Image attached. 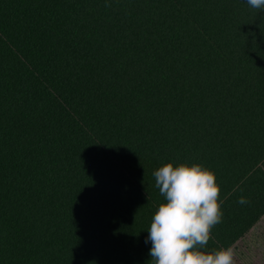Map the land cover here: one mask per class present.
<instances>
[{"label": "trees", "instance_id": "trees-1", "mask_svg": "<svg viewBox=\"0 0 264 264\" xmlns=\"http://www.w3.org/2000/svg\"><path fill=\"white\" fill-rule=\"evenodd\" d=\"M169 163L220 189L200 251L264 223V8L0 0V264H152Z\"/></svg>", "mask_w": 264, "mask_h": 264}, {"label": "clouds", "instance_id": "clouds-1", "mask_svg": "<svg viewBox=\"0 0 264 264\" xmlns=\"http://www.w3.org/2000/svg\"><path fill=\"white\" fill-rule=\"evenodd\" d=\"M253 9L264 8V0H246ZM152 175L164 197L152 217L145 243L152 264H233L231 247L211 254L200 251L210 239L213 227L222 222V200L215 175L198 164L173 167L166 164ZM238 204H248L241 197Z\"/></svg>", "mask_w": 264, "mask_h": 264}, {"label": "rangeland", "instance_id": "rangeland-1", "mask_svg": "<svg viewBox=\"0 0 264 264\" xmlns=\"http://www.w3.org/2000/svg\"><path fill=\"white\" fill-rule=\"evenodd\" d=\"M233 252V264H264V223L256 227Z\"/></svg>", "mask_w": 264, "mask_h": 264}]
</instances>
